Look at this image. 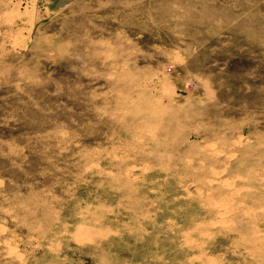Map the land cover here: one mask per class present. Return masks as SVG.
<instances>
[{
    "label": "rangeland",
    "instance_id": "1",
    "mask_svg": "<svg viewBox=\"0 0 264 264\" xmlns=\"http://www.w3.org/2000/svg\"><path fill=\"white\" fill-rule=\"evenodd\" d=\"M0 264H264V0H0Z\"/></svg>",
    "mask_w": 264,
    "mask_h": 264
},
{
    "label": "bare ground",
    "instance_id": "2",
    "mask_svg": "<svg viewBox=\"0 0 264 264\" xmlns=\"http://www.w3.org/2000/svg\"><path fill=\"white\" fill-rule=\"evenodd\" d=\"M222 186L225 187L227 186V184L225 182H222Z\"/></svg>",
    "mask_w": 264,
    "mask_h": 264
}]
</instances>
